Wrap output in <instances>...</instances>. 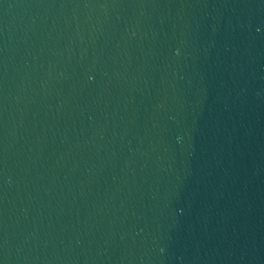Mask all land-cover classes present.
Segmentation results:
<instances>
[{
  "label": "water",
  "instance_id": "95a60500",
  "mask_svg": "<svg viewBox=\"0 0 264 264\" xmlns=\"http://www.w3.org/2000/svg\"><path fill=\"white\" fill-rule=\"evenodd\" d=\"M0 264H264V0H0Z\"/></svg>",
  "mask_w": 264,
  "mask_h": 264
}]
</instances>
